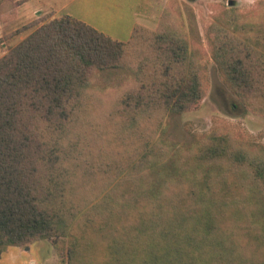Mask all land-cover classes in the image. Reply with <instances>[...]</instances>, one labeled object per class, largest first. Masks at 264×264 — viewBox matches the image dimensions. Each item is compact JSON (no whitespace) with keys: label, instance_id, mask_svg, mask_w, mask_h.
Masks as SVG:
<instances>
[{"label":"trees","instance_id":"16d2710c","mask_svg":"<svg viewBox=\"0 0 264 264\" xmlns=\"http://www.w3.org/2000/svg\"><path fill=\"white\" fill-rule=\"evenodd\" d=\"M26 2L0 0V18ZM171 15L120 42L50 14L0 59V259L66 239L60 264H264V150L219 126L166 143L167 118L208 89L207 54ZM205 29L222 80L264 117V0ZM110 70L130 82L107 112L93 84Z\"/></svg>","mask_w":264,"mask_h":264},{"label":"rangeland","instance_id":"374dc122","mask_svg":"<svg viewBox=\"0 0 264 264\" xmlns=\"http://www.w3.org/2000/svg\"><path fill=\"white\" fill-rule=\"evenodd\" d=\"M229 1L233 2V6H228ZM259 1L28 0L16 8L13 18H0V59L34 30L29 28L30 24L39 26L45 16L50 15H46L49 9L69 14L114 40L127 42L130 36L125 28L130 27L133 19L138 18V26L156 30L168 8L172 13L171 21L174 24L181 23L189 42L196 45L197 49L201 48L200 55L204 51L207 54L203 55L202 61L208 75V89L199 109L167 118L168 121L164 124L168 137L166 143L175 150L188 148L193 141L219 126L225 127L223 129L240 137L243 142L264 150V117L246 111L222 80L217 65L210 59L205 29L209 22L224 11L234 9L243 13L254 9ZM4 3L7 5L11 2ZM33 11L39 13L32 14ZM129 20V25L124 23ZM129 82V75L122 70L99 72L93 85L94 88L105 91L102 96H96L94 102L100 98L108 112L116 95L123 92ZM100 119L102 123V118ZM61 241L64 242L62 246ZM67 246L65 239L56 243L40 240L27 248L9 247L3 253L0 264H60L61 261L66 262ZM102 256L104 254L100 253L99 257Z\"/></svg>","mask_w":264,"mask_h":264},{"label":"crops","instance_id":"0c3cea01","mask_svg":"<svg viewBox=\"0 0 264 264\" xmlns=\"http://www.w3.org/2000/svg\"><path fill=\"white\" fill-rule=\"evenodd\" d=\"M47 14L46 15H48V14H51V13H54V14H57V13H60V11H56V10H52V9H49V10H47ZM37 13H39V12H37V11H33L32 12V14H37ZM41 13V12H40ZM66 15H69V14H66ZM69 16H71V15H69ZM138 17H139V15H138ZM140 19V18H139ZM138 18L137 19H133V21L131 22V24H130V20L129 21H125L124 23L125 24H127V25H129L130 27L129 28H125V30L127 29V33H128V31H129V36H131V33H132V30H133V28L136 26V25H139V23H138Z\"/></svg>","mask_w":264,"mask_h":264},{"label":"water","instance_id":"95a60500","mask_svg":"<svg viewBox=\"0 0 264 264\" xmlns=\"http://www.w3.org/2000/svg\"><path fill=\"white\" fill-rule=\"evenodd\" d=\"M228 6H233V2L232 1H229L228 2Z\"/></svg>","mask_w":264,"mask_h":264}]
</instances>
